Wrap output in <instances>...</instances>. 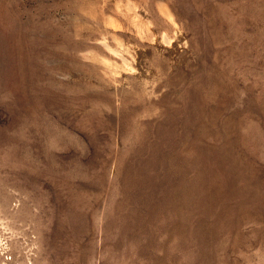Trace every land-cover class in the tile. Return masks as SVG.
<instances>
[{"label":"rangeland","instance_id":"rangeland-1","mask_svg":"<svg viewBox=\"0 0 264 264\" xmlns=\"http://www.w3.org/2000/svg\"><path fill=\"white\" fill-rule=\"evenodd\" d=\"M0 264H264V0H0Z\"/></svg>","mask_w":264,"mask_h":264}]
</instances>
